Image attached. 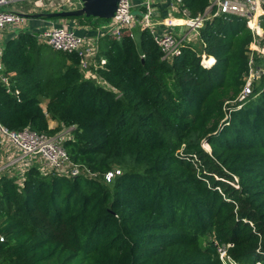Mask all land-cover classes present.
<instances>
[{
	"label": "trees",
	"instance_id": "trees-1",
	"mask_svg": "<svg viewBox=\"0 0 264 264\" xmlns=\"http://www.w3.org/2000/svg\"><path fill=\"white\" fill-rule=\"evenodd\" d=\"M181 2L203 18L199 49L185 42L168 61L146 28L104 35L94 71L107 86L32 33L6 40L0 124L68 129L70 161L95 176L0 174V264H223L220 250L264 264V75L236 101L253 36L246 19L213 16L209 0Z\"/></svg>",
	"mask_w": 264,
	"mask_h": 264
},
{
	"label": "built area",
	"instance_id": "built-area-1",
	"mask_svg": "<svg viewBox=\"0 0 264 264\" xmlns=\"http://www.w3.org/2000/svg\"><path fill=\"white\" fill-rule=\"evenodd\" d=\"M29 2L41 12L54 13L61 11H74L82 6L81 0H0V84L8 93H11V78L6 72L2 62L3 33L6 29L12 31L22 30L26 18L17 11L6 9L10 5L19 2ZM157 0H119L114 16L99 27L100 36L97 39L76 35L67 27H49L41 31L36 37L40 44L51 49L67 54H76L79 57L81 73L89 70L93 65L96 68L97 45L100 37L110 35L119 39L121 32L126 30L132 33L133 29L146 28L150 31L154 42L162 52L163 59L170 61L179 53L181 45L196 38L198 30L202 26L203 18H188L186 10L182 9L181 0H170L171 11L178 18L159 19L154 12L153 5ZM145 8L146 12L141 9ZM209 11L213 16L236 15L246 19L253 42L249 48V72L241 92L236 101H244L250 96L257 86L263 71L258 68L255 53L259 51V39L264 26V0H209ZM177 21H181L178 23ZM175 26L189 28V31L173 35L171 32L162 31L159 27L171 28ZM132 35V34H131ZM205 66L210 64H205ZM105 61L100 60V65ZM100 85L107 86L100 79ZM17 95L18 91H14ZM68 134V132H67ZM67 134L45 135L37 133L29 128L20 131H11L0 124V174L12 170L23 172L30 167H37L42 173H58L68 177L84 174L94 177L88 170L80 165L73 164L63 147ZM118 171L108 172L104 177L107 182ZM0 241L2 239L0 238ZM220 259L223 264H237L226 255L225 250H220Z\"/></svg>",
	"mask_w": 264,
	"mask_h": 264
},
{
	"label": "crops",
	"instance_id": "crops-1",
	"mask_svg": "<svg viewBox=\"0 0 264 264\" xmlns=\"http://www.w3.org/2000/svg\"><path fill=\"white\" fill-rule=\"evenodd\" d=\"M19 3H26V5H30L31 9L27 12H22L18 9L12 10L22 13L23 15H35V14H47V12H41L38 8H36L33 3L19 2ZM17 4V3H16ZM14 4V5H16ZM154 12L158 16L159 19H167V18H178L176 14L171 11V2L170 0H157V2L153 5ZM26 18L25 26L22 30L12 31L10 29H6L3 33V45L5 44L6 40L17 35L21 31H26L29 33L34 34L37 36L41 31L49 27H67L68 29L72 30L76 35L81 37H89L93 39H97L100 36L99 26H91V25H79L76 20H68V19H45V18ZM162 31H169L173 35H178L180 32H184V28L180 26H175L171 28H163L159 27ZM17 32V33H16ZM37 39V37H36ZM38 42V41H37ZM40 44V43H38ZM43 45V44H41ZM83 77L87 80H94L98 84L100 83V78L97 77L94 71L93 65L90 66L89 70L82 73ZM50 128L55 125V122L49 123ZM54 128V127H53Z\"/></svg>",
	"mask_w": 264,
	"mask_h": 264
},
{
	"label": "water",
	"instance_id": "water-1",
	"mask_svg": "<svg viewBox=\"0 0 264 264\" xmlns=\"http://www.w3.org/2000/svg\"><path fill=\"white\" fill-rule=\"evenodd\" d=\"M81 1H82V6L78 10L61 11V12H54L47 14L24 15V17L63 19V18H77L84 16L86 18H98V19L109 20L114 16L119 2V0H81ZM141 11L144 13L146 12V9L142 8ZM185 30L189 31V28L185 27ZM205 145H207V143H205Z\"/></svg>",
	"mask_w": 264,
	"mask_h": 264
},
{
	"label": "rangeland",
	"instance_id": "rangeland-1",
	"mask_svg": "<svg viewBox=\"0 0 264 264\" xmlns=\"http://www.w3.org/2000/svg\"><path fill=\"white\" fill-rule=\"evenodd\" d=\"M6 9L8 10H15V9H18L22 12H27L29 9H31V6L29 5H26V3H17L16 5H10L8 7H6ZM178 16V15H176ZM180 17H183L182 15H179ZM90 22L91 23H96V20L94 19H90ZM177 22H181V21H177ZM17 33V32H16ZM192 41L194 42L193 43V46L198 50L199 47H200V44L198 43L197 39L196 38H192ZM259 51L257 53H255V60H256V64L258 66L259 69H261L263 71V75H264V26H263V33H262V36L261 38L259 39ZM261 75V76H263ZM260 81V80H259ZM259 83V82H258ZM257 83V85H258ZM43 108L45 107V104L43 103L42 104ZM57 126V123L55 122V125L53 127H56ZM52 127V128H53ZM69 130L68 129H64L62 128V130L59 132L60 134H67ZM203 148L205 149V145L203 146ZM8 176H11L13 177L14 179H16V181L18 183H20V178L22 176V172L21 170H12L10 172H7L6 173Z\"/></svg>",
	"mask_w": 264,
	"mask_h": 264
},
{
	"label": "bare ground",
	"instance_id": "bare-ground-1",
	"mask_svg": "<svg viewBox=\"0 0 264 264\" xmlns=\"http://www.w3.org/2000/svg\"><path fill=\"white\" fill-rule=\"evenodd\" d=\"M178 23H180V22H178Z\"/></svg>",
	"mask_w": 264,
	"mask_h": 264
}]
</instances>
